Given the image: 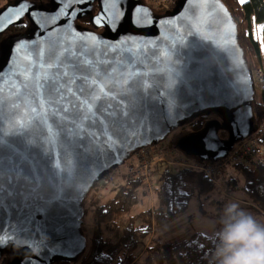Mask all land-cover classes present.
<instances>
[{
	"label": "water",
	"instance_id": "water-1",
	"mask_svg": "<svg viewBox=\"0 0 264 264\" xmlns=\"http://www.w3.org/2000/svg\"><path fill=\"white\" fill-rule=\"evenodd\" d=\"M92 2L102 33L74 24ZM0 12V35L29 21L0 42V230L14 234L0 259L57 264L83 255L81 202L178 127L221 117L177 142L201 163L225 159L253 133L252 77L218 0H178L159 16L141 0L21 1ZM53 78L63 96L49 88Z\"/></svg>",
	"mask_w": 264,
	"mask_h": 264
},
{
	"label": "trees",
	"instance_id": "trees-1",
	"mask_svg": "<svg viewBox=\"0 0 264 264\" xmlns=\"http://www.w3.org/2000/svg\"><path fill=\"white\" fill-rule=\"evenodd\" d=\"M218 1L232 17L248 71L253 72L264 67L259 45L260 37L264 43V0ZM174 6L173 2L169 9ZM98 10V4L92 2L85 15L74 24L102 33L103 29L98 28L93 21ZM152 11L161 14L165 12L162 9ZM28 26L29 21L24 19L20 24L8 28L0 35V42L8 36L24 32ZM253 95L255 125L250 137L257 138L264 147V91L260 94L254 92ZM207 120V117H200L190 122L192 134L200 132L206 126ZM219 137L226 141L229 133L221 130ZM160 165L163 170L157 168L153 171V181L157 187L156 207L153 211L140 208L141 199L147 197L142 179L127 178L125 186L104 202L97 204L93 199L90 200L95 224L91 236L86 240L85 253L75 261L57 264H216L213 257L215 234L207 236L197 232L180 235L168 241L157 236L160 230L186 213L193 190H198L203 196L215 190L213 184L198 171ZM228 168L238 170L234 179L226 178L223 181L229 197L240 200L242 197L247 204L244 206L239 201L241 208L264 217V166L234 164ZM111 188L103 192L101 197ZM93 191H98L97 184ZM83 216H87V209H83Z\"/></svg>",
	"mask_w": 264,
	"mask_h": 264
},
{
	"label": "rangeland",
	"instance_id": "rangeland-1",
	"mask_svg": "<svg viewBox=\"0 0 264 264\" xmlns=\"http://www.w3.org/2000/svg\"><path fill=\"white\" fill-rule=\"evenodd\" d=\"M21 1H23V0H0V11L7 9L9 7H12ZM26 1L29 3H32V4H36V5H46L50 2V0H26ZM177 1L178 0H171L167 5L155 6L152 8L149 7V9L151 11H152V9H162V10L166 11L167 9H169V7L171 6V4L173 2H174V4H176ZM242 1H245V0H242ZM141 2H142V4H145L144 0H141ZM169 10H171V9H169ZM153 12L154 11H152V13ZM156 14H160V13H156ZM259 45H260V49H261V57L264 60V43H263V40L261 39V37L259 39ZM257 70L258 69L254 70L253 72H250V76L252 77V83H253L254 77L256 75L255 71H257ZM259 88H260V84L255 83V81H254L253 93L255 92V94H260V93H262V91H264V90H259ZM253 98H254V95H253ZM212 115L213 116H212L210 121H217V122L222 123V119L220 116H218L216 114H212ZM205 117H208V116H205ZM208 120H207V123L210 122ZM221 130H224V129H221ZM190 135H193V134H192L191 124L188 123L185 126L178 127L175 131H173L166 138L162 139L158 143V145H155V146L160 147L159 149H161L165 152L166 159L170 160L171 162H174L175 160L180 159V158H189V157H186L183 154V152L176 147V145H177L176 141L181 137L185 138V137L190 136ZM235 145H237V143ZM235 145H234V147H235ZM151 147H153V146H149V147L146 146V148H148L147 150H150ZM234 147L229 153H231L234 150ZM143 149H145V147ZM141 150H142V148H141ZM139 151H140V149H139ZM136 152H138V151H136ZM150 156L154 160V164L152 166L153 167L152 173H151V178L153 180H154L153 171L157 168H158V170H163V166H161L160 164H164V165H168V166H172V167H178V166L169 165L167 163H160L158 157L154 158V157H152V154H150ZM134 160L135 159L132 156L130 159L126 160L122 165H120L119 168H117L116 170H114L112 172L114 174L115 180H116V183L113 186H115L116 184L117 185L115 187L112 186L113 188H111L108 192H106L103 195V197L99 196L101 194V193H99V186L101 185V182L103 180L102 179L97 184V190L98 191L96 192V191H93V189H92L91 192L86 196V198L81 202L82 211H83V209H87V216L85 218L83 216L82 221L84 222V224L81 228V234L84 237L85 241L91 236V234L93 232L94 224H95V221L93 220V216H92V209L89 205L90 200L93 199L94 202L97 204H99L102 201L104 202L108 197L114 196L122 187L125 186L127 178H129L130 180L140 179L137 175L133 176L130 174V172L127 171L129 163L134 162ZM209 164H215V163L209 162ZM234 167H237V166H234ZM178 168H182V167H178ZM183 169H185V168H183ZM227 169H226L227 171L224 175L219 176V178H217L215 180L208 179L207 176L205 177V175H203L205 178H207L213 184V187L215 188V190L211 194L204 195V196L200 195L198 190H193V195H192V198L189 202V207H188L186 213L183 216L176 219L175 221H173L171 224H169L164 229L160 230L157 233V236L159 238H161L163 241L171 240L172 238L180 236V235H190V234L197 233V232L205 234L207 236H211V235L215 234L219 230V228L221 227L220 226L221 216H222L224 205L226 203H228V202L237 203L238 202V204H241V202H242L245 206V204H247V203L243 202V200H245V199H243L242 197H241V200L236 198V197H232V196L229 197L227 191L225 190V187L223 185V181H226L225 180L226 178L227 179H232V178L234 179L238 175V170L236 168H234L233 170H231L229 168H227ZM148 175L150 177V173ZM154 185H155L154 195H152V198H151L147 193L146 194L147 197L144 199H141V201H140V208H146V209H150L151 211H153L154 208L156 207V189H157V187H156L155 181H154ZM143 187H145V184L143 185ZM239 201H241V202H239ZM244 210L251 213L254 217L257 218V220L264 222V217L257 215L253 211H250L247 209H244ZM86 247H87V242H86ZM79 257H81V256H79ZM77 259H75V260H77ZM12 261H13V256L5 254L4 256L1 257L0 264H11Z\"/></svg>",
	"mask_w": 264,
	"mask_h": 264
},
{
	"label": "built area",
	"instance_id": "built-area-1",
	"mask_svg": "<svg viewBox=\"0 0 264 264\" xmlns=\"http://www.w3.org/2000/svg\"><path fill=\"white\" fill-rule=\"evenodd\" d=\"M170 1L171 0H144V5L148 8H152L155 6L167 5ZM255 73L257 76L255 75L253 83L255 81V83L260 84L259 90H264V67H259ZM159 148L160 147L158 146H153L150 150H147L148 148L146 147L145 149H140V151L137 150L138 152H134L132 154L135 159L134 162L129 163L127 168V171L130 172L131 175H137L143 180V185L145 184V190L151 198L152 195H154L155 185L153 179L151 178L154 160L151 158L150 154H152V157L154 158L158 157L160 163H167L169 165L198 171L211 180H215L219 178V176H222L226 169L234 164L264 166V147L255 137H249L246 140L237 143V145L234 147V150L229 153L225 159H222L215 164L201 163L193 158H180L174 162H171L170 160L166 159L165 152ZM149 173L150 177L148 175ZM115 183V176L111 172L103 178L101 185L99 186V193L102 194L103 192L107 191ZM101 194L99 195L100 197Z\"/></svg>",
	"mask_w": 264,
	"mask_h": 264
},
{
	"label": "clouds",
	"instance_id": "clouds-1",
	"mask_svg": "<svg viewBox=\"0 0 264 264\" xmlns=\"http://www.w3.org/2000/svg\"><path fill=\"white\" fill-rule=\"evenodd\" d=\"M220 223L215 233L216 264H264V222L238 203L228 202Z\"/></svg>",
	"mask_w": 264,
	"mask_h": 264
},
{
	"label": "snow or ice",
	"instance_id": "snow-or-ice-1",
	"mask_svg": "<svg viewBox=\"0 0 264 264\" xmlns=\"http://www.w3.org/2000/svg\"><path fill=\"white\" fill-rule=\"evenodd\" d=\"M23 2L26 3V0H23ZM65 2L67 3L69 2V0H65ZM113 2H117V0H113ZM3 15H4V12H0V17H2ZM69 15H71V13H69ZM48 86L53 92L58 93L61 96H63L61 89L64 87V85L60 84L56 78H53ZM67 110H68L67 108L64 109L65 112H67ZM9 167L12 168L13 165H10ZM3 172H4V160H3V157H0V174H3ZM9 240H14V234L9 233L7 236H5L2 230H0V246H3L4 244H6ZM29 264H31V262H29Z\"/></svg>",
	"mask_w": 264,
	"mask_h": 264
},
{
	"label": "flooded vegetation",
	"instance_id": "flooded-vegetation-1",
	"mask_svg": "<svg viewBox=\"0 0 264 264\" xmlns=\"http://www.w3.org/2000/svg\"><path fill=\"white\" fill-rule=\"evenodd\" d=\"M168 10H169V9H167L166 11H168ZM166 11H165V12H166ZM165 12H164V13H165ZM164 13H163V14H164ZM152 14H153V15H156V16L163 15V14H161V13H160V14H156V13H154V12H153ZM212 116H213V115H210V116L207 117V118L209 119L208 121L211 120ZM210 122H211V121H210ZM182 138H183V137L179 138V139L176 141V144H177V142H178L180 139H182Z\"/></svg>",
	"mask_w": 264,
	"mask_h": 264
}]
</instances>
